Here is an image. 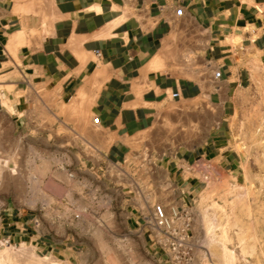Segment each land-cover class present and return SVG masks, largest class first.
<instances>
[{
    "label": "crops",
    "instance_id": "1",
    "mask_svg": "<svg viewBox=\"0 0 264 264\" xmlns=\"http://www.w3.org/2000/svg\"><path fill=\"white\" fill-rule=\"evenodd\" d=\"M185 19L191 28L183 26ZM176 30L194 37L192 53L205 65L198 80L185 76L173 61ZM18 33L23 39L16 38ZM249 58L264 70V0H0V162H6L0 167L13 160L31 126L41 130L43 120L47 137L36 144L52 151L59 110L46 102L72 106L83 90L90 97V117L104 131L94 141L106 146L98 150V160L116 169L127 162V140L152 127L165 104L207 95L222 103L225 113L229 93L250 83ZM215 69L219 78L213 81ZM218 141L214 137L157 159L176 207H192L217 168L234 171L236 162L222 153ZM117 177L114 171L106 179L115 183ZM150 202L127 199V223L141 233L154 261L169 264L144 225L153 211ZM42 229L35 214L7 196L0 207V242L33 246L67 260L75 256L68 242L64 248Z\"/></svg>",
    "mask_w": 264,
    "mask_h": 264
},
{
    "label": "rangeland",
    "instance_id": "2",
    "mask_svg": "<svg viewBox=\"0 0 264 264\" xmlns=\"http://www.w3.org/2000/svg\"><path fill=\"white\" fill-rule=\"evenodd\" d=\"M183 26L191 28L188 19ZM177 30L172 36L178 46L173 61L185 76L198 80L205 65L192 53L194 37ZM249 62L250 83L229 93L225 113L222 103L207 95L165 104L152 127L127 140L131 147L127 162L112 170L98 160V150L106 146L94 142L104 131L90 117V97L79 96L72 106L60 108L47 101L52 110H59L54 135L57 144L50 147L52 151L36 144L47 137L46 120L41 130L31 126L26 131L18 151L11 154L13 160L0 167V207L7 196L16 197L35 214L42 230L60 239L64 248L68 242L75 256L67 260L64 255L40 253L33 246L1 241L0 258L6 252L9 259L5 264H30L21 248L31 247L35 258L44 264H158L141 233L128 225L125 203L134 197L150 200L151 205H174L170 201L173 189L157 159L178 148L195 149L216 137L217 147L236 164L232 172L217 168L208 174L210 183L191 205L194 234L210 254L206 264H264V148L258 140L264 133V70L254 59ZM3 148L0 138V159ZM1 164L6 166L5 161ZM114 171L118 177L110 183L106 178ZM42 195L52 201H44Z\"/></svg>",
    "mask_w": 264,
    "mask_h": 264
},
{
    "label": "built area",
    "instance_id": "3",
    "mask_svg": "<svg viewBox=\"0 0 264 264\" xmlns=\"http://www.w3.org/2000/svg\"><path fill=\"white\" fill-rule=\"evenodd\" d=\"M182 11L178 10L177 14ZM219 78V72H212V80ZM153 211L144 217L152 241L167 255L169 264H206L210 257L208 250L199 244L193 226L195 214L192 207L178 208L155 202ZM8 243V240L4 241Z\"/></svg>",
    "mask_w": 264,
    "mask_h": 264
},
{
    "label": "bare ground",
    "instance_id": "4",
    "mask_svg": "<svg viewBox=\"0 0 264 264\" xmlns=\"http://www.w3.org/2000/svg\"><path fill=\"white\" fill-rule=\"evenodd\" d=\"M16 38L17 39H23V34L22 33H18L17 35H16ZM84 93H83V90H81L80 92H79V96H82ZM258 140H259V143H260V146L261 147H263L264 148V133H262V134H260L259 135V138H258ZM2 172V171H1ZM1 172H0V174H1ZM13 174V173H12ZM39 175V174H38ZM42 175V174H41ZM34 176V175H33ZM40 176V175H39ZM68 176V175H67ZM35 180V179H34ZM35 182V181H34ZM37 182V181H36ZM38 183V182H37ZM39 183H41V182H39ZM71 183V182H70ZM38 185V184H37ZM40 185V184H39ZM47 187H48V185H47ZM40 188V187H39ZM36 189H38V187H36ZM42 189V188H41ZM40 192V191H39ZM70 195V194H69ZM68 195V196H69ZM43 196V200L45 201H49V200H51V198H49V196H47V195H42ZM52 201V200H51ZM77 207V206H76ZM77 210H80L79 208L77 209ZM79 212V211H78ZM78 217H80L79 215H78ZM30 248V249H29ZM21 255L23 256V257H25L28 261H29V263L30 264H38L39 263V258H35V254L33 253V251H32V248L31 247H28V249L27 248H25V247H22L21 248ZM7 259H9V255L8 254H6V252L4 253L3 252V255H2V257L0 258V264H5V262H6V260ZM43 262V261H42ZM41 261H40V263L39 264H44V263H42ZM53 263H55V261H52V263L50 262L49 264H53Z\"/></svg>",
    "mask_w": 264,
    "mask_h": 264
}]
</instances>
